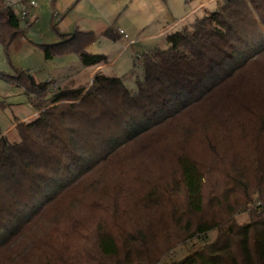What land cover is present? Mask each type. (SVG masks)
Returning a JSON list of instances; mask_svg holds the SVG:
<instances>
[{"label": "trees", "instance_id": "trees-1", "mask_svg": "<svg viewBox=\"0 0 264 264\" xmlns=\"http://www.w3.org/2000/svg\"><path fill=\"white\" fill-rule=\"evenodd\" d=\"M54 29L59 41L40 46L46 60L110 64L87 51L93 32ZM21 34L0 0V42L8 48ZM165 38L168 49L141 56L136 92L102 70L85 89L16 79L36 116L16 122L19 142L0 134L1 264H156L213 231V242L173 264H264V0H221ZM197 146L211 157L198 158ZM213 173L222 182L207 198ZM254 195L260 214L238 223ZM206 208L221 218H204ZM50 216L55 224L26 252L2 257Z\"/></svg>", "mask_w": 264, "mask_h": 264}, {"label": "rangeland", "instance_id": "rangeland-1", "mask_svg": "<svg viewBox=\"0 0 264 264\" xmlns=\"http://www.w3.org/2000/svg\"><path fill=\"white\" fill-rule=\"evenodd\" d=\"M38 7L30 9L29 17L24 20L21 16L22 34L17 37L7 48L0 42V134L6 136L11 143L20 140L18 132L13 129L5 132L15 122H21L24 118L34 113L29 94L17 86L16 79L21 74L23 78L28 77L36 84L51 81L62 87L87 88L91 85L94 75L98 71L85 69L80 59L73 55H59L52 60H46L41 45H52L58 42V35L54 27L61 28L60 24L65 18H70L76 22L81 31H92L95 35V42L87 51L91 54L105 55L111 62L125 46V44L135 38H144L152 34L163 32L164 29L171 28L170 32L181 30L194 23L197 18H203L208 13L216 9L217 3L221 0H105L106 4H113L118 8V15L112 17L107 11H100L91 0H80L79 3H72L69 10L61 13L58 4L61 0H34ZM55 3V4H54ZM73 5V6H72ZM104 10V9H103ZM124 29V36L113 40L109 37V29L115 32L118 27ZM72 29L71 32L75 30ZM62 33L60 30H58ZM166 36L154 39H141L136 42L130 50L123 53L120 61H116L107 69H103L107 75L123 77L124 84L130 91H138V82H142L145 75L143 65L144 56L159 48L168 49ZM31 117L30 119L34 118ZM196 156L200 159L210 158L208 150L201 146L196 147ZM210 185L206 189V196L212 197L215 193L212 188L221 184L222 177L217 173L210 176ZM253 196V202L245 204L237 210L234 216L238 223L246 224L252 222L260 212L256 205L259 199ZM130 200V209L141 212L142 209L133 205ZM134 206V208H132ZM209 218L215 215V219H220V212L210 211ZM37 222V221H36ZM36 227L27 235L21 244L5 252L4 256L9 262L14 261L19 254L26 252L32 241L48 232L49 228L55 224L52 216L43 220H38ZM38 230V231H37ZM217 237V232L209 234L206 242L193 239L179 242L172 246V249L163 253L156 264H173L179 262L195 251L211 243ZM29 238V239H28ZM155 244L165 247L163 240L154 241ZM145 247L142 245L140 250ZM1 262L6 263L4 260Z\"/></svg>", "mask_w": 264, "mask_h": 264}, {"label": "crops", "instance_id": "crops-1", "mask_svg": "<svg viewBox=\"0 0 264 264\" xmlns=\"http://www.w3.org/2000/svg\"><path fill=\"white\" fill-rule=\"evenodd\" d=\"M54 1H56V0H54ZM74 1L75 0H61L59 2V4H58V7L61 10V13L66 11V9H68L69 6H71L72 3L74 4ZM76 1H75V3H76ZM91 1L96 4V6L98 7V9L100 11H107L106 13H109V15H111V16L113 15L112 17L118 15V8H116V6H114L112 3L111 4H106V3H104L105 0H91ZM118 1H121V0H118ZM79 2H80V0L78 1V3ZM60 27L61 28H59L58 30H60L62 32L61 34H73L75 32H84V33L92 32V31H81L80 27L76 25V22H74V20H72L70 18H65L61 22ZM74 27H76L75 30L73 32H71ZM171 28H172V26L170 28L164 29L163 32H159L158 34H152V35L146 36L144 38H139L138 37V38L131 39V40H129L127 38L126 40H129V41L125 44L124 48L116 56H114L115 57L114 60H112L110 62V64H108V65H104V66H100V67L96 68L95 71L107 69L111 65L116 63V61H120V59L122 58L123 53L125 51H127V50H130L131 47L134 46L135 43L140 41L141 39H154V38H157V37H161L162 38V37L166 36L170 32ZM118 30L124 31V29H121L120 26L118 27ZM115 34L118 35V31L115 30ZM58 41H59V39H58ZM33 116H36V115L32 114V115L24 118L21 122L30 120V118L33 117ZM15 127H16V122L12 124V126L5 132V134L8 133L9 131L15 129Z\"/></svg>", "mask_w": 264, "mask_h": 264}, {"label": "built area", "instance_id": "built-area-1", "mask_svg": "<svg viewBox=\"0 0 264 264\" xmlns=\"http://www.w3.org/2000/svg\"><path fill=\"white\" fill-rule=\"evenodd\" d=\"M6 4L12 7L22 19L29 17L30 9L37 8L38 5L34 0H5ZM119 33L127 39V35L122 30ZM141 58V56H139Z\"/></svg>", "mask_w": 264, "mask_h": 264}]
</instances>
